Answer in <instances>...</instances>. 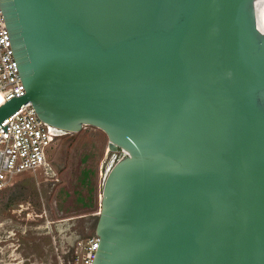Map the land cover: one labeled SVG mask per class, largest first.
Segmentation results:
<instances>
[{"label": "water", "instance_id": "95a60500", "mask_svg": "<svg viewBox=\"0 0 264 264\" xmlns=\"http://www.w3.org/2000/svg\"><path fill=\"white\" fill-rule=\"evenodd\" d=\"M256 0H0L25 94L57 135L97 127L92 264H264Z\"/></svg>", "mask_w": 264, "mask_h": 264}, {"label": "rangeland", "instance_id": "374dc122", "mask_svg": "<svg viewBox=\"0 0 264 264\" xmlns=\"http://www.w3.org/2000/svg\"><path fill=\"white\" fill-rule=\"evenodd\" d=\"M48 153L56 181L24 172L0 190V264H77L74 240L95 235L103 182L122 153L90 125L58 136Z\"/></svg>", "mask_w": 264, "mask_h": 264}, {"label": "built area", "instance_id": "2783aa9c", "mask_svg": "<svg viewBox=\"0 0 264 264\" xmlns=\"http://www.w3.org/2000/svg\"><path fill=\"white\" fill-rule=\"evenodd\" d=\"M25 94L18 62L14 55L9 30L0 7V107L12 98ZM57 135L53 128L39 118L27 102L0 122V190L16 174L41 172L49 181H56L58 171L48 149ZM72 262L92 264L97 253L98 237H77L73 243Z\"/></svg>", "mask_w": 264, "mask_h": 264}, {"label": "bare ground", "instance_id": "6f19581e", "mask_svg": "<svg viewBox=\"0 0 264 264\" xmlns=\"http://www.w3.org/2000/svg\"><path fill=\"white\" fill-rule=\"evenodd\" d=\"M255 11L258 27L260 30L264 31V0L255 1Z\"/></svg>", "mask_w": 264, "mask_h": 264}]
</instances>
